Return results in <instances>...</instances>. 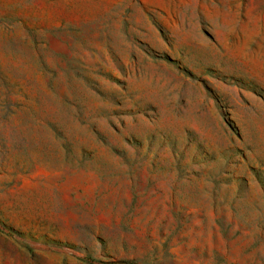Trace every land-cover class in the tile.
Returning a JSON list of instances; mask_svg holds the SVG:
<instances>
[{
	"label": "rangeland",
	"instance_id": "rangeland-1",
	"mask_svg": "<svg viewBox=\"0 0 264 264\" xmlns=\"http://www.w3.org/2000/svg\"><path fill=\"white\" fill-rule=\"evenodd\" d=\"M0 264H264V0H0Z\"/></svg>",
	"mask_w": 264,
	"mask_h": 264
}]
</instances>
